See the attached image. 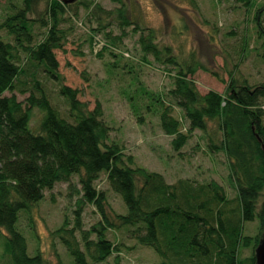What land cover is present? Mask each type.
Listing matches in <instances>:
<instances>
[{
	"label": "trees",
	"instance_id": "trees-1",
	"mask_svg": "<svg viewBox=\"0 0 264 264\" xmlns=\"http://www.w3.org/2000/svg\"><path fill=\"white\" fill-rule=\"evenodd\" d=\"M39 1L24 0L23 7L0 23V29L6 28L15 39L8 41L0 33V227L8 233L6 250L13 264H50L41 252L28 254L27 238L16 225L20 212L42 200L46 189L60 181L70 182L75 174H80L85 199L95 203L103 217L101 226L95 228L96 240L90 237L91 230L83 231L85 249L75 235L82 228L80 217L73 228L61 226L54 232L64 233L63 241L75 264H89L88 255L96 262L122 264L120 256L113 263L107 261L119 250L106 236L112 227L129 228L133 238L161 256V264H257L256 248L264 232V202L259 206L264 192V83L238 85L232 80L227 94L216 90L201 94L187 72L179 71L170 94L189 127L183 130L181 119L168 105L161 113L162 127L174 136V147L180 150L195 129L208 131L209 123L216 121L209 147L226 153L237 195L229 197L225 186L215 179L180 178L170 183L158 171L133 166L132 158L125 160L117 142L108 143L112 127L104 118L102 104L89 110L79 99V89L61 87L75 121L61 115L38 80V94L32 92L26 102L18 99L15 90L23 85L29 70L43 68L51 76H59L56 49L61 47L63 32L58 18L82 2L52 0V24L45 38L35 42V21L29 13ZM237 1L249 6L256 0ZM123 18L124 24L132 23L124 13ZM141 41L146 54L159 58L171 52L170 47L163 50L154 42V32L143 35ZM22 53L28 64L23 63ZM167 59L175 61L170 54ZM7 91L12 94L6 95ZM34 107L44 113L39 130L31 126ZM103 171L128 206L127 213L117 214L118 222L106 215L105 193L95 185ZM256 217L262 231L255 237L246 235L245 223ZM250 245L253 253L243 257V248ZM57 264L66 263L59 259Z\"/></svg>",
	"mask_w": 264,
	"mask_h": 264
},
{
	"label": "rangeland",
	"instance_id": "rangeland-1",
	"mask_svg": "<svg viewBox=\"0 0 264 264\" xmlns=\"http://www.w3.org/2000/svg\"><path fill=\"white\" fill-rule=\"evenodd\" d=\"M51 3L52 0H40L29 13L35 21V42L45 38L52 24ZM92 4L97 6L90 7ZM23 5L24 0H0V23ZM121 7L123 11L119 10ZM123 13L131 24L123 23ZM58 27L63 32L61 47L56 49L59 76L53 77L43 68L29 70L23 85L15 90L19 100L26 102L32 92L39 93L35 88L38 80L61 115L75 121L61 87L65 84L77 88L79 99L89 110L98 102L102 104L104 118L112 127L108 143L117 142L125 160L132 158L133 166L158 171L170 183L180 178L200 182L215 179L225 186L229 197L237 195L226 153L209 147L210 133L217 122L211 121L208 131L195 129L186 145L177 150L174 136L162 127L161 113L168 105L181 119L183 130L189 127L170 94L180 70L187 72V78L201 94L210 90L227 94L232 80L238 85L264 83V0L249 6L237 0H82L59 15ZM151 32L154 42L163 50L170 47L171 52L166 51L159 58L146 54L141 38ZM0 33L8 41H15L6 28ZM97 38L108 44L101 54L94 49ZM169 54L174 62L168 61ZM22 61L28 64L25 53ZM43 116L39 107L32 109L33 129L39 130ZM95 185L105 193L106 215L118 222L117 214L127 213L128 206L112 189L105 171ZM263 202L264 192L259 198L260 207ZM78 217L82 228L76 229L75 235L85 249L83 231L91 230L90 237L96 240L95 228L101 226L103 217L99 207L85 199L80 174H75L70 182L60 181L54 188L46 189L42 200L21 211L16 226L27 238L29 255L41 252L50 264H57L59 259L75 264L63 241L64 233L54 232L61 226L73 228ZM262 227L256 217L245 223V234L255 237ZM7 236L6 229L0 227V264H13L6 250ZM106 236L120 250L108 257L110 263L116 256L121 257L122 264L162 262L153 248L131 236L129 228H109ZM252 253L250 245L243 248L242 256ZM88 261L106 263L96 262L90 255Z\"/></svg>",
	"mask_w": 264,
	"mask_h": 264
},
{
	"label": "water",
	"instance_id": "water-1",
	"mask_svg": "<svg viewBox=\"0 0 264 264\" xmlns=\"http://www.w3.org/2000/svg\"><path fill=\"white\" fill-rule=\"evenodd\" d=\"M78 0H66L67 3H74ZM257 264H264V232L256 248Z\"/></svg>",
	"mask_w": 264,
	"mask_h": 264
},
{
	"label": "built area",
	"instance_id": "built-area-1",
	"mask_svg": "<svg viewBox=\"0 0 264 264\" xmlns=\"http://www.w3.org/2000/svg\"><path fill=\"white\" fill-rule=\"evenodd\" d=\"M102 42V43H101ZM104 46V42L100 39V38H97L95 40V48H96V51L100 50L102 47ZM126 54V53H125ZM129 56V54H126Z\"/></svg>",
	"mask_w": 264,
	"mask_h": 264
}]
</instances>
